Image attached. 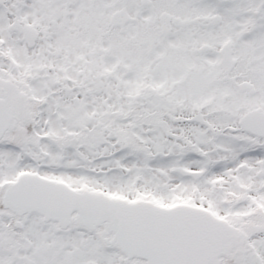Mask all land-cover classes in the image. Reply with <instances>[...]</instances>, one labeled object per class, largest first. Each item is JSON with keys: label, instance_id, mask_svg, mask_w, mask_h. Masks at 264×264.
I'll use <instances>...</instances> for the list:
<instances>
[{"label": "snow or ice", "instance_id": "snow-or-ice-1", "mask_svg": "<svg viewBox=\"0 0 264 264\" xmlns=\"http://www.w3.org/2000/svg\"><path fill=\"white\" fill-rule=\"evenodd\" d=\"M0 264H264V0H0Z\"/></svg>", "mask_w": 264, "mask_h": 264}]
</instances>
